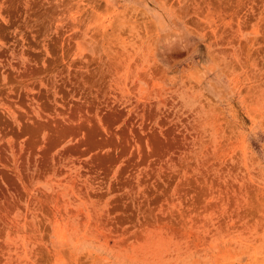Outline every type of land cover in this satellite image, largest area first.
Masks as SVG:
<instances>
[{
  "label": "rangeland",
  "instance_id": "rangeland-1",
  "mask_svg": "<svg viewBox=\"0 0 264 264\" xmlns=\"http://www.w3.org/2000/svg\"><path fill=\"white\" fill-rule=\"evenodd\" d=\"M0 264H264V0H0Z\"/></svg>",
  "mask_w": 264,
  "mask_h": 264
}]
</instances>
